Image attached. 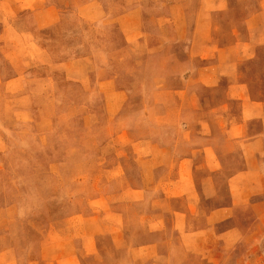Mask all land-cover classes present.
<instances>
[{
  "label": "rangeland",
  "instance_id": "obj_1",
  "mask_svg": "<svg viewBox=\"0 0 264 264\" xmlns=\"http://www.w3.org/2000/svg\"><path fill=\"white\" fill-rule=\"evenodd\" d=\"M31 1L0 0V249L11 238L15 241L9 247L13 254L22 237V250L28 253L41 240L57 234L89 231L105 235L103 246L107 255L95 263L125 264L109 241L108 236L115 230L105 231L103 222L122 221L123 234L131 241L144 239L145 227L154 213L151 199L155 198L154 193L147 192L143 199L141 194L134 195L136 200L132 203L128 199L131 194H115L139 181L130 161L133 142L146 141L149 136L160 142L173 139L177 133L175 99L179 91L166 89L164 82L175 87L200 59L205 74L216 72L206 68L216 60L214 44L231 43L234 29L242 37L248 25L245 15L258 7V0L206 1L197 20V0H181L177 7L185 16L176 18L175 23L190 31L198 22L204 31L200 38L207 46L199 52L202 57H196L198 60L189 58L195 56L189 45L192 35H176L164 0L134 1L140 2L141 11L149 15V21L144 22L149 34L138 33L140 44L127 56L124 68L118 62L119 52L114 50L122 42L114 23L107 19L83 21L77 17L78 13L83 14V9L77 7L80 0H60L63 17L53 25L37 29L34 17L23 13ZM106 1L109 0L105 4ZM144 38H149L156 49L147 51L142 45ZM28 39L43 43L55 58L91 54L98 65L103 64V75H117V85L125 91L114 101L110 114L104 119L101 113L97 117L86 115L88 110L102 112L101 93L98 89L84 92L75 84L70 86L69 76L62 73V68L48 70L40 66L4 83V77L19 73L25 64H30L22 58L31 52L25 44ZM133 60L137 61L135 67L131 65ZM221 70L227 72L226 67ZM231 70L256 93L259 85H264V44ZM225 83L223 79L216 87L198 83L189 86L199 96V100L193 101L201 106L198 112L204 118L212 119L211 108L223 99ZM231 107L236 108L237 102H232ZM196 116L195 111L187 113L189 122H195ZM121 128L124 132L118 142L124 149L103 154V141L114 137ZM205 139L193 136L191 141ZM215 140L224 141L218 131ZM116 156L127 162V174L108 170ZM117 174L120 175L114 177ZM120 197L130 203H116ZM168 251L169 257H165L144 249L136 264H182L174 244L168 245ZM6 264L15 263L10 260Z\"/></svg>",
  "mask_w": 264,
  "mask_h": 264
},
{
  "label": "crops",
  "instance_id": "obj_2",
  "mask_svg": "<svg viewBox=\"0 0 264 264\" xmlns=\"http://www.w3.org/2000/svg\"><path fill=\"white\" fill-rule=\"evenodd\" d=\"M134 1L109 0L105 4V0H80L77 6L83 9V14L77 15L79 19L87 22L107 19L117 26L122 42L114 50L119 52L118 57L121 56L118 62L122 68L127 63V56L138 49V33L149 34V28L144 24L145 20L149 21V15L141 11L140 2ZM206 1L210 0H197L196 20ZM212 1L220 3L223 0ZM164 2L168 4L170 19L174 20L176 35H192L189 45L195 56L189 58L202 57L199 52H203L207 45L200 38L204 33L201 25L196 22L190 31L177 25L176 18L185 16H181L177 7L181 0ZM28 3L23 13L34 17L37 29L53 25L63 17L60 0H32ZM257 3L258 7L245 15L248 25L242 37H238L239 33L234 29L231 30V43L214 44L216 60L206 68L216 72L205 74V65L200 59L195 69L185 73L175 87L164 82L166 89L176 91L177 88L179 91L175 99L177 121L174 126L177 133L173 139L160 142L149 136L146 141L137 139L133 142L130 161L139 181L115 194H131L128 199L132 203L136 200L134 195L141 194L143 199L147 192L154 193L155 198L151 199L150 208L154 213L145 227L147 237L144 239L131 241L123 234L125 226L122 221L103 222L105 231L115 230L108 236L109 241L125 264H136L141 258L140 251L144 249L157 256L169 257V244L177 248L182 264H252L257 261L264 264V85H259L256 93L251 92L246 81L231 70L239 60L249 58L258 45L264 44V0ZM252 18L254 23H251ZM25 44L31 52L22 58L30 64H25L19 73L4 77V83L23 77L29 70L32 73L40 66L48 70L62 68V73L69 76L70 86L75 84L84 92L98 89L104 101L102 112L88 110L85 113L91 117L102 114L103 119L110 114V108L116 104L114 101L123 96L125 90L117 85V75H103V64L98 65L91 54L55 58L43 43L28 39ZM142 45L147 51L156 49L151 46L149 38H144ZM136 63L133 60L131 65L135 67ZM30 66L31 69H26ZM223 67L227 72L220 71ZM223 79L226 81L223 99L211 108L212 119L204 118L198 112L201 106L193 101L199 100V96L189 86L198 83L216 87ZM232 102H237L236 108L231 107ZM192 111L197 114L193 123L187 117ZM217 131L223 142L215 140ZM123 132L121 128L114 137L103 141L100 146L103 154L124 149V145L118 142ZM193 136H205L206 139L192 142ZM108 170L121 175L130 171L125 159L117 156ZM121 199L118 198L116 203ZM128 199L121 201L130 203ZM168 231L174 236L168 235ZM104 237L89 231L57 234L41 240L36 249L28 253L22 250L20 237L13 254L9 247L15 241L10 238L7 246L0 249V259L3 260L0 264L10 260L15 264H97L96 260L103 261L107 253L103 246Z\"/></svg>",
  "mask_w": 264,
  "mask_h": 264
}]
</instances>
